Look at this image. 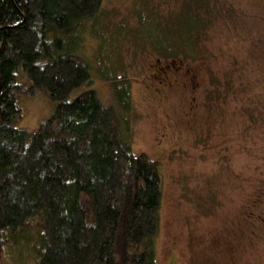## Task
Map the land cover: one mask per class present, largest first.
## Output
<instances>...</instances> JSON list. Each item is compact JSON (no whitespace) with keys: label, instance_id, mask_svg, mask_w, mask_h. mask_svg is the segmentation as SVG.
Segmentation results:
<instances>
[{"label":"trees","instance_id":"16d2710c","mask_svg":"<svg viewBox=\"0 0 264 264\" xmlns=\"http://www.w3.org/2000/svg\"><path fill=\"white\" fill-rule=\"evenodd\" d=\"M106 1L0 0V264H158L159 164L132 152L118 111L94 91L70 100L93 72L87 34L103 48L96 22ZM218 2L138 12L137 35L160 59L191 58ZM113 84L128 111V80ZM38 93L54 103L51 117L33 132L17 128L22 99Z\"/></svg>","mask_w":264,"mask_h":264},{"label":"rangeland","instance_id":"374dc122","mask_svg":"<svg viewBox=\"0 0 264 264\" xmlns=\"http://www.w3.org/2000/svg\"><path fill=\"white\" fill-rule=\"evenodd\" d=\"M218 1L193 58L177 60L160 59L137 35L138 12L169 16L182 0L106 1L96 22L103 48L87 34L93 72L70 96L94 91L118 111L132 152L159 164L158 264H264V0ZM114 76L128 80V111ZM21 105L17 128L30 132L54 110L42 93Z\"/></svg>","mask_w":264,"mask_h":264}]
</instances>
